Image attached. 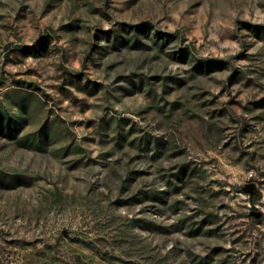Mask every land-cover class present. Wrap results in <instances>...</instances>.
I'll list each match as a JSON object with an SVG mask.
<instances>
[{"label": "rangeland", "instance_id": "374dc122", "mask_svg": "<svg viewBox=\"0 0 264 264\" xmlns=\"http://www.w3.org/2000/svg\"><path fill=\"white\" fill-rule=\"evenodd\" d=\"M0 264H264V0H0Z\"/></svg>", "mask_w": 264, "mask_h": 264}, {"label": "water", "instance_id": "95a60500", "mask_svg": "<svg viewBox=\"0 0 264 264\" xmlns=\"http://www.w3.org/2000/svg\"><path fill=\"white\" fill-rule=\"evenodd\" d=\"M246 188H247V190H249L251 192V194H254L255 184L253 182L247 184Z\"/></svg>", "mask_w": 264, "mask_h": 264}]
</instances>
